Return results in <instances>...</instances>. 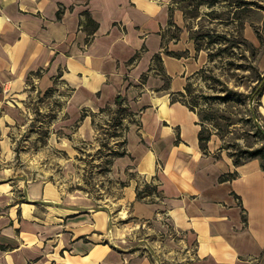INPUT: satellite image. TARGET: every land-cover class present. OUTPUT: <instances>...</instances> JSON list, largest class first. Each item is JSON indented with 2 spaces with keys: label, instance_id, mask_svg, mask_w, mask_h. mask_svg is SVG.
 Wrapping results in <instances>:
<instances>
[{
  "label": "crops",
  "instance_id": "1",
  "mask_svg": "<svg viewBox=\"0 0 264 264\" xmlns=\"http://www.w3.org/2000/svg\"><path fill=\"white\" fill-rule=\"evenodd\" d=\"M171 5L0 0L4 91L24 98L31 79L39 93L54 83L58 97V79L69 88L64 121L79 122V136L96 134L87 114L115 107L117 95L129 111L122 117L127 153L108 163L115 149L109 145L106 166L98 170L120 193L103 201L102 193L63 195L54 183L15 166L0 125V264H264L261 159L234 164L215 133L202 149L197 112L171 98L205 62L185 29L166 39ZM84 11L97 22L87 43ZM172 18L183 27L179 7ZM241 30L261 46L248 20ZM259 58L263 66L264 47ZM258 114L264 121L262 105ZM144 183L155 189L137 198Z\"/></svg>",
  "mask_w": 264,
  "mask_h": 264
},
{
  "label": "rangeland",
  "instance_id": "2",
  "mask_svg": "<svg viewBox=\"0 0 264 264\" xmlns=\"http://www.w3.org/2000/svg\"><path fill=\"white\" fill-rule=\"evenodd\" d=\"M211 1L213 4H210ZM177 2L175 6H181L185 23L183 27L177 23L169 24L163 33L166 39H176L180 31L185 29L194 46L202 50L205 60L202 65L205 69L194 76V91L187 99L192 100L195 94H223V91H219L223 85L249 94L257 77L264 71L259 58L264 47V0ZM247 20L259 35L260 47L245 45L249 42L243 37L241 29ZM207 52L213 54L211 59H208ZM208 74L214 76V79ZM28 83L27 95L21 99L4 91L0 84V125L4 138L7 142L10 140V160L13 164L25 169L30 177L54 183L63 195L70 192L98 197L102 193V199L98 198L102 201L109 197L107 193L110 192L118 196L119 185L108 183L106 174L102 170L98 172L106 166L107 148L109 145L118 147L121 138L119 133L122 126L127 124L114 125L112 110L117 106L107 105L103 111L96 109L89 112L87 115L94 121L92 126L96 134L79 136V122H65L69 113L61 109L69 95V88L57 79V97L54 83L40 93L36 90L37 83L31 79ZM195 103V109L200 112L210 111L216 115L223 113L236 121L229 126L231 132L225 136L224 142L238 141L245 147L261 144L254 120H246L249 117L247 98L241 102L234 99L223 102L199 96ZM251 103L257 108L260 105L264 108L260 97ZM221 120L224 121L223 118ZM259 120L264 125V121L261 118ZM206 125H211L210 121Z\"/></svg>",
  "mask_w": 264,
  "mask_h": 264
},
{
  "label": "trees",
  "instance_id": "3",
  "mask_svg": "<svg viewBox=\"0 0 264 264\" xmlns=\"http://www.w3.org/2000/svg\"><path fill=\"white\" fill-rule=\"evenodd\" d=\"M176 3L178 4L177 0H171V4H174V5H171L169 7L168 22L170 25L174 24L172 14H173V10H174ZM197 4H200V2H197ZM210 4H213V1H211ZM178 7L181 8V6H178ZM58 8L59 9L57 10V17L59 18L63 9L60 7ZM83 16H84L83 18L84 20H80V25L87 32L86 33L87 34L86 43H87L91 39L92 33L97 26V22L93 20V18L89 15L87 11L83 12ZM245 45L251 48L252 47L255 48L254 45L251 43H248ZM196 49L198 50L200 49V47H197ZM166 52L172 55H176V56L178 55L177 53L173 51L166 50ZM207 55H208V59H211L213 56L211 52H207ZM158 58H159L158 56L155 57V59H158ZM204 69H205L204 66H202L198 70L193 72L191 76L187 77V81L185 85L183 86L184 90L178 91L177 93L173 94L171 97L173 100H180L182 103H185L189 107V109L195 110L197 112V115L199 117V123L201 125L200 129L198 130L199 131V135H198L199 145L202 147V149L205 150L207 147L206 143L208 139L211 137L213 133H215L221 140V144H220L221 148L225 147L229 149L228 153L230 154V156H232L234 164L241 163L252 157H258L261 159V167L264 169V162L262 161L264 159V125L260 123V120H259L260 115L258 114V108L255 107L253 103H251L257 100L259 97H261V95L264 92V71L262 74H260L257 77V82L255 85L252 86V89L249 94H244L243 92L231 89L227 87L226 85H223L221 88H219V91L224 92L223 94L222 93L221 94H211V95L195 94L193 98H191L192 100H188L187 96L191 95L192 92L194 91L192 87V80L195 78L194 76L198 75L201 71H204ZM208 76L214 79L213 78L214 76H211L209 74ZM165 81L167 82L168 80H165ZM199 96H202L204 98L222 100L223 102L226 100L232 101L233 99L237 100L238 102H241L245 100V98H247V101H249V108H248L249 117L246 118V120L247 121H250L251 119L254 120V126L256 129V133H258L260 136L259 139L261 140L260 141L261 144L259 146L251 145L250 147H245L238 141H235V142L225 141L224 142L225 136L231 132V130L228 129L229 126L236 123V121H234L231 117L224 115L223 113L220 115H216L215 112L207 111V113L206 112L203 113V111L200 112L196 110L195 102L197 101V98ZM114 102H115V105L117 106L115 110H112V113L114 114L113 117L115 120L114 125L122 126L123 125L122 117L127 115L129 111L127 109V106L123 104V97H121L120 95H117L115 97ZM99 110L103 111L104 107H101ZM85 114H86L85 111L81 112L79 119L83 118ZM222 118L224 119V121L221 120ZM208 121H210L211 125H206V122ZM126 128L127 126H124V127L122 126L121 133H119L121 138L118 142V148L111 150L110 157L107 160L108 163L110 162L112 156H121L127 153L126 148H124L123 146L125 142L123 131ZM228 175L230 174H227L224 176L226 177ZM224 176H222L221 178H224ZM154 189H155V186L154 185L152 186L148 183H144L142 187H139V186L136 187L137 198H141L148 194H151Z\"/></svg>",
  "mask_w": 264,
  "mask_h": 264
},
{
  "label": "bare ground",
  "instance_id": "4",
  "mask_svg": "<svg viewBox=\"0 0 264 264\" xmlns=\"http://www.w3.org/2000/svg\"><path fill=\"white\" fill-rule=\"evenodd\" d=\"M261 99L264 100V94L261 96Z\"/></svg>",
  "mask_w": 264,
  "mask_h": 264
}]
</instances>
